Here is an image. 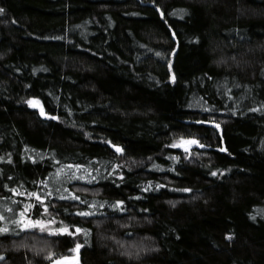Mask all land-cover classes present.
<instances>
[{
  "label": "trees",
  "instance_id": "1",
  "mask_svg": "<svg viewBox=\"0 0 264 264\" xmlns=\"http://www.w3.org/2000/svg\"><path fill=\"white\" fill-rule=\"evenodd\" d=\"M0 8V264H50L49 250L70 255L77 242L80 264H264V0ZM181 136L206 146L186 155L171 147ZM38 180L53 192V227L86 236L40 242L39 228L12 223L29 202L17 193ZM28 215L46 214L37 203ZM133 243L146 252L132 255Z\"/></svg>",
  "mask_w": 264,
  "mask_h": 264
},
{
  "label": "snow or ice",
  "instance_id": "2",
  "mask_svg": "<svg viewBox=\"0 0 264 264\" xmlns=\"http://www.w3.org/2000/svg\"><path fill=\"white\" fill-rule=\"evenodd\" d=\"M153 3H155V0H152ZM157 7L159 8V6L157 5ZM4 9L0 8V12H3ZM161 16H163V11L161 10ZM157 55H160V53H157ZM171 79L173 80V82L175 81V74H172ZM27 103L32 106V107H36V108H40L41 113L45 114L43 112V107H42V103L35 97L29 99L27 101ZM257 111H259V109H256ZM210 111V109H209ZM54 119H59V117H51ZM197 123H213L215 124L216 128H219L220 125L218 123H215L214 120H206V121H197ZM108 144L111 145L112 148H114L117 152H123L124 149L116 144H113L112 141H107ZM198 145L199 147L203 148L206 145L201 144L200 141L198 139L189 137V138H185L183 136L179 137V139L174 140L171 147H175V148H182L184 150V153L186 155H191V148L192 145ZM224 151H227V149H223ZM198 154V153H197ZM171 159H174L175 161H179L180 157L179 156H175V157H170ZM3 157H0V160H3ZM33 161H35V157H32ZM11 162V161H9ZM57 163H59L57 161ZM69 169H73V170H79L81 168H83V165H70L67 166ZM117 168H119L120 166L117 165ZM153 167H158L157 165H153ZM2 171V170H0ZM63 170H58L56 175H59L60 172ZM173 171H175V168H173ZM213 175H215L216 173H212ZM119 178L123 179V173L120 172L118 173ZM73 178H78V179H87L88 177L86 176H80V177H74V176H70L68 177V179H73ZM33 183L39 184L42 186L41 190L38 191H32V192H26V191H22L20 193H17L18 195H27L29 197V202L24 204V207L20 210L19 212V218L17 220L12 221V223L17 224L21 229H31V228H39L41 232H48L50 234H68L70 236H75L78 233L83 232L84 235L86 236L89 232L90 229H81L78 226H69L67 224L64 223L63 220L59 221L60 227H53V225H55L57 223L56 217L53 216L51 214V212L49 211V206L51 204V197L53 196V192L52 191H43V189H46L48 187V181L46 180H38V181H34ZM151 186V182H149V187ZM157 187H160V185H157ZM13 193H16V188H12L10 189ZM145 191H148L149 188H145ZM184 191H190V189H183ZM68 191V190H65ZM57 194L59 195L60 199H72V200H77L79 201L81 198L79 196H77L74 192H71L69 196H64L62 193H59L57 190ZM35 197V202H32V198ZM138 198V197H137ZM39 203L43 209V212L46 214L45 216H42L41 218L38 219H32V217L30 215H28V213L31 211L32 208L36 207V204ZM125 204V201L123 200H118L115 203L111 204L110 207L113 209H118L119 211H124V207L123 205ZM93 207H95V205H93ZM9 211H12L11 208L8 209ZM65 211H67L65 209ZM78 215H82V216H91L94 213L91 211H80L77 213ZM253 219H255V217H253ZM0 220H4L5 221V225L3 227H0V233H7L10 231L9 227H8V219L7 217H5L3 214H0ZM75 227V231L72 230V228ZM232 238V235L229 234L228 239L230 240ZM82 247V245L77 242L76 243V248L73 249L72 251H78V249ZM56 254L55 253H49V259H52V257H54ZM0 259H3L2 256H0ZM61 259H66L65 257H61ZM52 264H58L57 260H53Z\"/></svg>",
  "mask_w": 264,
  "mask_h": 264
},
{
  "label": "rangeland",
  "instance_id": "3",
  "mask_svg": "<svg viewBox=\"0 0 264 264\" xmlns=\"http://www.w3.org/2000/svg\"><path fill=\"white\" fill-rule=\"evenodd\" d=\"M32 107V106H31ZM34 108H36V107H34ZM54 226V225H53ZM38 233H39V235L42 237V238H40V239H38V237L36 238V239H38L40 242H48V241H51V239L55 236V235H57V234H50V233H48V232H41L40 230L39 231H37ZM41 244H43L42 246H46V244L45 243H41ZM142 245V246H141ZM143 244H140V243H133V244H131V245H127V247H126V245H125V247L128 249V251L132 254V255H139V254H144L145 252H146V249L145 248H143ZM47 249V247H43V249ZM15 250H21V249H25V247H21V248H19L18 249V247H15L14 248ZM148 252V251H147ZM49 253H55L54 252V250H49L48 251V253L45 255V258H46V260H48V261H51V263L50 264H52V261L53 260H61V257H58L57 258V256L55 255L54 257H52V259H49L48 257H49ZM77 254H79V252L78 251H72V253H70V255H66V256H62V257H75ZM79 264H80V261H79Z\"/></svg>",
  "mask_w": 264,
  "mask_h": 264
},
{
  "label": "water",
  "instance_id": "4",
  "mask_svg": "<svg viewBox=\"0 0 264 264\" xmlns=\"http://www.w3.org/2000/svg\"><path fill=\"white\" fill-rule=\"evenodd\" d=\"M196 145L193 144L192 148ZM201 148V147H200ZM80 256L77 254L75 257H66V259L58 260V264H79Z\"/></svg>",
  "mask_w": 264,
  "mask_h": 264
}]
</instances>
